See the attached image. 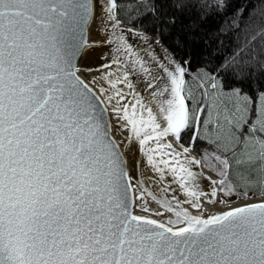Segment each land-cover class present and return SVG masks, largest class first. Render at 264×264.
<instances>
[{
	"label": "snow or ice",
	"instance_id": "1",
	"mask_svg": "<svg viewBox=\"0 0 264 264\" xmlns=\"http://www.w3.org/2000/svg\"><path fill=\"white\" fill-rule=\"evenodd\" d=\"M125 7L0 0V264H264V80L231 88L223 65L193 73L151 45L146 60ZM90 49H106L95 66ZM237 59L264 72V20Z\"/></svg>",
	"mask_w": 264,
	"mask_h": 264
},
{
	"label": "trees",
	"instance_id": "2",
	"mask_svg": "<svg viewBox=\"0 0 264 264\" xmlns=\"http://www.w3.org/2000/svg\"><path fill=\"white\" fill-rule=\"evenodd\" d=\"M182 2L186 5L182 12L169 5L166 12L157 19L146 13L137 0H124L126 7L121 18L124 24L157 37L177 61L190 58L191 72L195 73L199 69L211 72L223 65L220 72L214 73L221 83L247 91L250 76L255 81L253 88L258 87L259 82L264 80V72L258 66L255 71L247 68L241 70L238 59L230 61L238 50L246 26L264 20V0ZM194 150L201 153L199 142Z\"/></svg>",
	"mask_w": 264,
	"mask_h": 264
},
{
	"label": "bare ground",
	"instance_id": "3",
	"mask_svg": "<svg viewBox=\"0 0 264 264\" xmlns=\"http://www.w3.org/2000/svg\"><path fill=\"white\" fill-rule=\"evenodd\" d=\"M97 23L98 22H94V23L89 25L88 38L90 41L91 40H96V41L102 40L101 35L96 34L92 31V29L96 26ZM126 27H128V26H126ZM136 30L142 32L148 38L147 43H145L142 40H135V43H134L137 46V48L140 50V54L142 56H144V58L146 60L148 59V57L145 55L144 49L149 48V45H151V49L154 50L155 54L158 57H160L161 59H163V57H164V53H163L164 50H167L168 53L170 52L169 49L157 37H153V36L149 35L148 33L141 31L140 29H136ZM157 41H159L158 44L156 43ZM105 50L106 49H90V50H87L83 53V57L81 58V60L79 62L81 64L86 63L90 66H95L96 64L99 63L98 57H99L100 53L105 51ZM171 55H172V53H171ZM192 155L195 156L197 159H201L200 156L194 151L192 152ZM194 170H197V169H195V166H194ZM198 170L204 172L205 175H211V176H213V178H215V174L212 173L207 167H205L203 163L201 164V166ZM201 187L205 188L207 190L206 182H201ZM234 201L237 204L242 202L240 199H234ZM205 207L208 210L209 214H215V212L224 208V205L213 206V205L206 204Z\"/></svg>",
	"mask_w": 264,
	"mask_h": 264
},
{
	"label": "rangeland",
	"instance_id": "4",
	"mask_svg": "<svg viewBox=\"0 0 264 264\" xmlns=\"http://www.w3.org/2000/svg\"><path fill=\"white\" fill-rule=\"evenodd\" d=\"M126 25V24H125ZM126 26H128V27H132V26H129V25H126ZM132 28H134V29H139V28H136V27H132ZM142 31V30H141ZM144 32V31H143ZM129 42L130 43H135V41H133L132 39H131V37L129 38ZM163 53H164V55H165V51H163ZM167 54L168 55H170L172 58H174L175 59V57L174 56H172L171 55V53L169 52H167ZM176 60V59H175ZM200 70H203L204 72H209V71H207L206 69H199V70H197V71H200ZM196 71V72H197ZM199 147H200V149H201V153L200 154H198L197 152V154L200 156V158H202V155H203V152L205 151V150H207V151H209V152H211L213 149H212V146H210V145H207L206 144V142H204V141H200L199 142ZM193 151L195 152V150L193 149ZM214 162V161H213ZM241 170H243L242 168H241ZM234 199H238V198H233V200Z\"/></svg>",
	"mask_w": 264,
	"mask_h": 264
}]
</instances>
